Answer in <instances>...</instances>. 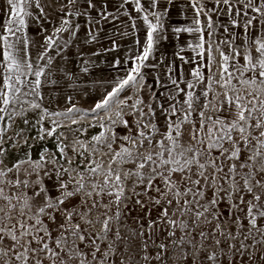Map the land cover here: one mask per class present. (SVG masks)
<instances>
[{
	"label": "snow or ice",
	"instance_id": "6c2138e0",
	"mask_svg": "<svg viewBox=\"0 0 264 264\" xmlns=\"http://www.w3.org/2000/svg\"><path fill=\"white\" fill-rule=\"evenodd\" d=\"M130 2L136 13H143L145 41L142 51L132 60L131 70L89 110L97 115L103 111L105 115L99 116L102 130L91 138V148L83 141L74 142L72 151L82 158L83 167L71 168L74 160L68 157V146L62 142L57 144L59 158L54 156L49 160L42 153L39 160L29 157L12 168L0 167V264H116V242L128 239L121 235V218L137 208L139 211L133 220L141 230L130 231L141 241L140 249L144 253L141 258L146 264H152L153 260L162 264L170 246L184 249L187 245L199 255L205 251L206 244L213 247V251L206 252V261L217 264V252L226 254L221 247L225 242H229L227 248L233 257L239 254L243 261L245 250L254 247V236L253 244L245 243L253 232L264 238V223H261L264 221V29L254 40L244 41L253 51L249 52L246 47L243 54L229 41H221L214 50L212 43L201 35L195 48L201 50L198 54H206L207 63L202 67L209 69L208 74L198 67L192 70L191 80L182 72L169 76L174 87L161 93L166 96L168 106L156 101L159 115L163 117L161 127L156 107L146 104L140 95L145 87H153L145 85L142 68L148 66L146 61L153 56L158 42L165 39L162 17L167 9L156 10L160 0H147V5L142 0H121L115 13L108 11L107 0H66L57 10L59 23L50 35L44 36L42 51L35 62L31 56L33 41L25 29L29 19H35L40 31H47L41 23V18L47 19L45 6L41 0H7L8 16L0 26V114L10 108L14 111L17 105H26L24 111L41 109V90L47 83L42 78L51 75L45 71L52 64L50 50L55 49L60 55L68 47L81 27L75 22L79 17H86L89 25L108 22L110 17L115 20L120 9ZM166 2L172 4L173 0ZM242 2L244 8L264 18V0ZM216 3L228 5L230 0H216ZM191 6L195 12L192 26L176 27L174 32H202L200 17L206 16L208 10L200 0H192ZM33 7L38 13L31 11ZM92 10L98 19L91 16ZM255 19V16L246 19L245 27L251 26ZM212 26L209 18L207 27L212 29ZM132 27L135 29L136 24ZM224 30L227 32V27ZM64 33L68 34L66 40H62ZM87 34L90 37L87 42L96 39L92 31ZM208 35L212 36V32ZM220 44H228L229 51L225 52ZM117 47L114 40L108 50ZM214 51L220 56L218 68ZM176 55L182 63L189 62L179 52ZM45 59L46 64L41 65L40 61ZM167 71L172 73L173 68L169 66ZM155 83L164 86L159 79ZM182 83L186 87H181ZM129 90L132 95L125 94ZM151 95L155 97L156 92ZM181 95L183 99H178ZM124 108H129V114L137 117L136 131L123 136L127 144L116 150L113 148L116 136L108 133L117 122L125 128L131 127L123 118ZM76 111L79 110L75 106L55 113L43 108L38 121L40 139L45 135L52 137L63 126L52 120V126L44 128L42 122L46 117H67ZM105 119L109 121L108 126ZM0 120H4V115H0ZM77 122L72 120L73 124ZM5 130H0V137ZM98 145L106 146L111 153L107 167L92 158L100 151ZM4 155L6 152L0 147V156ZM59 159H64L69 167L59 164ZM49 163L56 175L51 187L44 179L52 180L47 169ZM21 172L28 177L35 174L36 179H25ZM133 197L135 206L129 209L128 202ZM97 224V231H89V227ZM231 225L236 226L235 232ZM157 235H160L159 243ZM150 243L159 249L155 256L148 253ZM260 259L264 261V256ZM248 260L253 261L254 256L249 255ZM120 264H124L123 257ZM229 264H234V260Z\"/></svg>",
	"mask_w": 264,
	"mask_h": 264
},
{
	"label": "rangeland",
	"instance_id": "374dc122",
	"mask_svg": "<svg viewBox=\"0 0 264 264\" xmlns=\"http://www.w3.org/2000/svg\"><path fill=\"white\" fill-rule=\"evenodd\" d=\"M103 2V0H101ZM121 0H107V8L109 12L115 13L116 8ZM201 5L206 8L207 15H202L200 17L202 23L199 27L202 29L201 33H189L182 32L176 33L173 31L176 27H189L192 26V20L195 15L194 9L192 8V0H173L172 4H168L166 0H160V5L157 11L163 12L167 9L166 14L162 17V23L164 28L162 29V35L165 39L158 42L156 49L154 50L153 56L146 61L147 67L142 68L144 74L145 85H152V88L145 87L140 93L142 98L145 100L146 104H152L156 107V115L159 118V124L163 126V117L159 115V107L156 106V101L164 104L165 107L168 106V101L166 96L161 95V93H166L174 86L171 85L169 81V76L176 75L178 72H182L186 79H193L191 72L194 68H200L201 72L205 75L208 74L209 69L202 67V65L207 63L206 54L201 53L200 49L195 48V45L200 42V36L203 35L206 41L212 43V47L215 50L217 44L221 41H229L234 45L238 46L239 50L243 54L244 49L247 47L248 51H253V48L246 45L244 41L254 40L259 37L264 29V18H261L256 13L251 12L250 9L244 8L242 0H230L228 5L223 3L217 4L216 0H200ZM41 3L45 6V12L47 13V19L41 18V23L45 32L40 31V25L37 24L35 19H29L28 27L25 29V34L30 40L33 41L31 46V56L33 62L37 55L42 51L40 45L44 42V36L50 35L53 27L57 26L59 23L58 19V9L61 3H66V0H41ZM142 3L147 5V0H142ZM229 8L232 10L229 11ZM33 13H38V10L33 7L31 9ZM127 11L128 15L123 13ZM237 12L240 14L237 15ZM247 13V16L244 14ZM8 16V5L7 0H0V26H2ZM91 16L99 18L95 10H92ZM143 13H136L134 10V4L128 3L123 9H120V14L118 19L113 20L111 17L108 22L101 21L100 24L89 25L86 22V17H79L77 19L81 27L77 32V36L72 38L71 43L68 47L64 48L60 55H57L55 49L50 50V55L53 57L52 64L46 67V73L51 75L42 79H46L47 83L42 88L43 100L40 101L42 104L41 109L24 111L25 106L17 105L13 111L11 108L4 115V120H0V130H4L2 137H0V147H2L6 155L0 156V160H3V164L8 168H12L13 165L17 164L21 160H27L29 157L31 160H39V157L44 153L49 160L54 156L59 158L60 153L57 150V144L63 143L67 145L66 152L68 157L73 158L74 162L71 168H77V166L83 167L82 158L72 151L74 142L80 140L85 142L89 148L92 147L91 138L96 136L102 130L99 126V116H104L105 113L101 111L98 115L89 112L91 108L99 102L104 95L114 86L118 79L124 78L134 66L132 60L135 55L142 51V46L146 37V25L143 23L142 19ZM253 16L256 17L253 20V24L248 28L245 27V20L251 19ZM130 17L132 19H130ZM209 18L212 21V29L207 27V21ZM235 20L236 23L233 24L232 21ZM48 21H51L49 23ZM155 22V21H153ZM136 24V28L133 29L132 24ZM227 27L228 31L224 29ZM2 31V27H0ZM92 31L96 35V39L91 42L88 36V32ZM209 31L212 32V36H209ZM127 33L126 35H121V33ZM19 35V33H18ZM68 39V34L64 33L62 35V40ZM119 47L115 50L111 49L113 46V41ZM192 45V47H189ZM207 44H205V48ZM220 47L229 51L228 44H220ZM182 50V51H181ZM183 55L188 63H182L176 53ZM216 57L215 67H219L220 56L219 52L214 51ZM240 62L243 63L242 56L239 58ZM116 61H119L117 64ZM41 65L46 64V59L40 61ZM153 65H157L153 67ZM173 68L172 73H168V67ZM87 68V71L83 69ZM29 79H34V77L29 76ZM218 78V77H217ZM159 79L161 84L164 86L156 85V80ZM181 87H186L183 83ZM155 91L156 96L153 97L151 93ZM197 92L200 91L199 86L196 89ZM217 91L220 89L217 88ZM126 95H132V91H127ZM124 95V94H122ZM31 99V97H29ZM71 98V99H69ZM178 99H183V96L177 97ZM39 99V98H37ZM75 106L79 111L70 113L67 117L64 116H52L46 117L44 119L43 127L50 128L52 126V120H56L63 126L60 127L57 132L52 136L48 137L45 135L44 139H40L39 128L41 124L38 123L42 115V109L46 108L48 112H64L67 108ZM115 108V105H113ZM147 110V109H145ZM131 110L129 108L123 109V118L128 120L131 127L125 128L122 123L117 122L111 125L112 132L108 133L111 136L113 133L116 136V142L113 144V148L119 150L122 144H127L126 141L122 139L125 135H133L136 131L135 121L136 116L130 115ZM213 114L214 113H209ZM83 116V118H81ZM93 116L97 118L94 119ZM75 119L78 122L76 124L72 123ZM113 119L115 116L113 115ZM25 120L28 123H25ZM106 126L109 125L107 119L104 120ZM59 137V139H57ZM25 140L27 141L25 143ZM100 151L96 153L93 159L97 161H102L105 167H107L111 153L108 148L104 145H98ZM45 149L47 152L45 153ZM108 153V155H104ZM59 164H63L64 167H69L65 163L64 159H59ZM258 166V165H257ZM22 167H29L24 165ZM116 167V165H113ZM125 167H132V165H126ZM47 169L52 175V180H47L45 177V182L51 187L52 182L56 179L55 169L53 165L49 163ZM29 171L31 168L29 167ZM42 171V170H41ZM9 175H12L10 173ZM25 179H36L35 174L28 177L25 176L23 172L20 173ZM129 189L132 187V183L128 184ZM28 191V190H25ZM139 191V189H137ZM55 194V192H53ZM129 196L131 192L127 193ZM210 195V193H209ZM78 202V200H77ZM135 206V197L132 198L131 202H128V208L131 209ZM123 207V205H122ZM221 207H225L224 204ZM139 209L136 211L126 212L120 221V232L122 237H127V242L117 241L116 242V264H120V258L123 257L124 264H146V262L141 258L144 253L140 249L141 241L139 237H133L131 229H136L140 231L139 224L135 223L133 217H136ZM93 215H95V210ZM227 215V211L225 212ZM247 225V221H244ZM261 223H264L262 221ZM235 232V225L230 226ZM99 229V225L95 227H89V231L95 232ZM254 236V247H249L245 250L243 256V261L239 254L233 257L232 252L227 248V243L225 242L221 245L225 249V255H221L217 252V264H229L230 260H234V264H264L260 258L264 256V238L259 234L253 232L246 244H253L252 237ZM199 239V238H198ZM242 239V237H241ZM157 243L161 242L160 235L156 236ZM232 243H237L231 241ZM211 242H208L210 244ZM199 247V245L197 246ZM237 247L239 244L237 243ZM128 249L126 251L125 249ZM159 251V249L153 245L149 244L148 253L152 256ZM213 251V247L206 244L205 251L196 254L195 250L189 248L185 245L184 249L176 246H170L168 251L164 254L162 264H193V260L196 264H209L206 261V252ZM253 255L254 260L249 261L248 256ZM187 256V259H185ZM152 264H161L156 260L152 261Z\"/></svg>",
	"mask_w": 264,
	"mask_h": 264
}]
</instances>
